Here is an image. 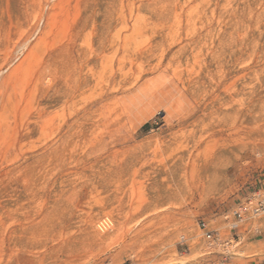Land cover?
<instances>
[{"label":"rangeland","instance_id":"1","mask_svg":"<svg viewBox=\"0 0 264 264\" xmlns=\"http://www.w3.org/2000/svg\"><path fill=\"white\" fill-rule=\"evenodd\" d=\"M40 1L0 0V78L24 62L1 87L0 236L13 205L25 264H264V218L225 261L198 227L229 238L223 215L264 180V0H87L65 55L77 0L45 35ZM104 217L101 244L85 222Z\"/></svg>","mask_w":264,"mask_h":264},{"label":"bare ground","instance_id":"2","mask_svg":"<svg viewBox=\"0 0 264 264\" xmlns=\"http://www.w3.org/2000/svg\"><path fill=\"white\" fill-rule=\"evenodd\" d=\"M34 2H35V0H33ZM32 2V0H6V7H5V10H7L8 12H9V10L11 9V7L13 6V7H15L16 9H17V12H19V13H21V12H24L25 10L27 11V9H26V6L25 5H27L28 3H31ZM43 2H45V4H44V6H46L47 8V11L45 12L44 10H43V3L40 1L39 2V4H37V5H39V12H38V14H37V17L36 16H33V17H36L37 19H38V21H41V20H44V26H43V29H42V34L43 35H45L47 32H49L50 31V28L54 25L53 23L54 22H56V19H57V14L55 13V11L56 10H58V8L60 7V5L63 3V0H44ZM31 5H34L33 4V2H32V4ZM34 6H36V4L34 5ZM34 6H32V8H34ZM86 8H87V0H77V2H76V8H75V11L77 12L76 13V17H75V19H74V30L72 31V35L70 36V39H69V41L67 42V44H66V46L64 47V49L63 50H61L63 53V55H65L66 54V51L67 50H69V49H71L72 48V45H74L75 43H76V41H77V39H78V37H79V35L81 34V32L83 31V30H85V28H86V26L90 23V22H92V23H95L96 22V18H95V15L93 14V12H91V13H89V14H87V11H86ZM35 9V8H34ZM37 10L38 9H36L35 11L36 12H34V14H36L37 13ZM82 10H83V12H82ZM6 12V11H5ZM4 12V13H5ZM7 13V12H6ZM5 13V14H6ZM7 16V15H6ZM35 18V19H36ZM36 22V21H35ZM10 23V22H9ZM37 24V23H36ZM35 24V25H36ZM38 26V25H37ZM36 28V27H35ZM39 28V27H38ZM38 30V29H37ZM32 34V33H31ZM31 34H30V36H31ZM29 36V35H28ZM29 36V37H30ZM28 37H26V39L25 40H28L27 39ZM31 39V38H30ZM40 39V38H39ZM42 40V39H41ZM27 42V41H26ZM24 43H25V41H24ZM28 43H30V42H28ZM23 44V43H22ZM27 44V43H26ZM26 44H23V45H21L20 46V48L21 49H25V46H26ZM32 51H33V49H32ZM57 51H60V50H57ZM32 52L31 51H29L28 53H27V57H28V55L29 54H31ZM55 54H58V53H55ZM52 56H55L54 54L52 55ZM26 57V58H27ZM51 57V56H50ZM56 58H57V56H56ZM58 60V59H57ZM25 62H26V59H25ZM24 62L22 61V62H19L18 63V65L17 66H15V67H10V69H11V72H9V74H7L8 76H6L5 74V72H4V77L3 78H0V102H1V97L2 96H4L3 94L4 93H2V90H1V87L2 86H4L8 81H10V79L12 78V77H16L15 76V74L16 73H18V71L20 70V69H22L23 68V64ZM10 62L7 64V66H10ZM46 66H47V64L45 65V67H43V68H46ZM48 68V67H47ZM3 69V68H2ZM9 69V68H8ZM50 69V68H49ZM4 70V69H3ZM44 70V69H43ZM42 70V71H43ZM7 71V70H6ZM21 72V71H20ZM44 72V71H43ZM2 73V70H0V74ZM16 75H19V74H16ZM6 76V77H5ZM1 77H2V75H1ZM18 77V76H17ZM17 77H16V79H17ZM12 81V80H11ZM16 81V80H15ZM35 81H36V79H35ZM10 85H14V84H11L10 82H8ZM13 83V82H12ZM32 83H33V86H34V80L32 81ZM37 83V82H36ZM39 83V82H38ZM41 83H42V81H41ZM39 85V84H38ZM43 85V84H42ZM5 86H7V85H5ZM4 86V87H5ZM8 87V86H7ZM35 87V86H34ZM42 87V86H41ZM40 87V88H41ZM45 87H47L46 85H45ZM42 88H44V87H42ZM41 88V89H42ZM49 88V87H48ZM48 88H47V90H48ZM3 89V88H2ZM7 89H9V88H7ZM62 89V88H61ZM46 90V91H47ZM5 91H6V89H5ZM5 91H3V92H5ZM56 91V90H55ZM62 91H63V89H62ZM60 92H61V90H60ZM63 92H65V91H63ZM6 93V92H5ZM46 93V92H45ZM45 93L43 94V95H45ZM55 93V92H54ZM59 93V92H58ZM49 94V93H48ZM61 94V93H60ZM63 94V93H62ZM64 95V94H63ZM50 96V95H49ZM54 96V95H53ZM52 96V97H53ZM61 96V95H60ZM52 97H50L51 98V100H52ZM49 98V99H50ZM57 98H58V96H57ZM61 98V97H60ZM47 100V99H46ZM60 100V99H59ZM3 101V100H2ZM49 101V100H48ZM4 103V102H3ZM48 104V103H47ZM2 105V104H1ZM1 107V106H0ZM46 108V107H45ZM1 109H3V108H1ZM47 109V108H46ZM44 110V109H43ZM39 111V110H38ZM0 112H1V110H0ZM3 112V111H2ZM6 113V111L3 113V114H5ZM38 113V112H37ZM2 114V115H3ZM40 115V114H39ZM43 114H41V116H42ZM3 117H5L4 115H3ZM3 117H1V118H3ZM38 118V117H37ZM36 119V118H35ZM38 120V119H37ZM0 121H1V119H0ZM1 123V122H0ZM39 123V122H38ZM39 124H41V122L39 123ZM26 125V124H25ZM38 125V124H37ZM37 125H35V126H37ZM33 126V125H32ZM40 126V125H39ZM31 127V126H30ZM36 128V127H35ZM34 128V129H35ZM27 129V128H26ZM25 129V126H24V130H26ZM23 130V131H24ZM28 130H30V129H28ZM27 130V131H28ZM26 131V132H27ZM29 132V131H28ZM25 133V131L22 133V135ZM28 134V133H27ZM26 134V135H27ZM25 135V134H24ZM29 135V134H28ZM27 158V157H26ZM22 159H23V157H22ZM25 159V158H24ZM18 161H19V159H17ZM26 160V159H25ZM27 161V160H26ZM7 164V163H6ZM9 164V163H8ZM23 165V164H22ZM25 165V164H24ZM2 166V165H1ZM7 166V165H6ZM11 167H13L12 166V164L10 165ZM20 166V165H19ZM1 168V167H0ZM10 168V167H9ZM8 169V168H7ZM14 169V168H13ZM23 169H24V167H23ZM12 170V169H11ZM4 173H5V171H3ZM10 172V175H11V172L12 171H7V173H9ZM1 179H2V177H1ZM9 181V180H8ZM0 182H3V181H0ZM5 184H6V182H5ZM11 184H13V183H11ZM8 185V184H7ZM5 189H7L6 187L4 188V190ZM11 190H13V189H11ZM15 190V189H14ZM1 191V190H0ZM16 191V190H15ZM26 191V190H25ZM170 191V190H169ZM168 190L167 191H164L163 192V190H162V192L161 191H159V195L160 196H162V195H164V193H167V192H169ZM10 192V191H9ZM178 192V189H172L169 193H168V195H170V194H176ZM2 193H3V191H2ZM7 193H8V191H7ZM13 193V192H12ZM24 193V192H23ZM27 193V192H26ZM1 194V193H0ZM28 195H30V193L28 194ZM7 196V195H6ZM10 195H8V197H9ZM18 196H19V194H18ZM31 196H32V194H31ZM2 197H4L3 195H2ZM13 197V196H12ZM21 197H22V195H21ZM16 198H20V197H17V195H16ZM25 198V197H24ZM31 198V197H30ZM5 200H6V198H4ZM12 199H14V198H12ZM21 199V198H20ZM15 200V199H14ZM13 200V201H14ZM19 200V199H18ZM22 200V199H21ZM0 201H3V200H1L0 199ZM9 201V200H8ZM23 201V200H22ZM25 201V200H24ZM4 202V201H3ZM3 202H1V203H3ZM6 202V201H5ZM11 202V201H10ZM10 202H8V203H10ZM18 202V201H17ZM0 203V204H1ZM22 204V203H21ZM3 206H4V204H3ZM10 206V205H9ZM8 205L7 206H5L4 208H5V210H4V215H5V222H4V226H1V227H3L4 228V232H1V233H3V237H1L2 236V234H0L1 236V238L3 239V244L2 245H4V259H2L3 260V264H25L26 263V261H25V256H24V250L22 249V244H21V240L23 239L22 238V236H21V222L19 221V219H18V209L17 208H15V207H13V205H11V207H13V208H11V207H9ZM16 206V205H15ZM25 207V206H24ZM41 208H43V207H41ZM1 212V211H0ZM25 212V211H24ZM42 212V211H41ZM24 214V213H23ZM22 214V215H23ZM28 214V213H27ZM40 214V213H39ZM0 215H2L1 213H0ZM1 217V216H0ZM26 217H27V215H26ZM90 218V217H89ZM87 219L86 220V224H87V226L90 228V235H91V237L93 238V240L95 241V242H97V243H101V244H105V243H107L108 241H110V240H112V238H113V236H108V234L107 235H101L100 234V231H98V234L97 233H95L93 230H92V225H93V218H91V219ZM21 219V218H20ZM26 219V218H25ZM22 220V219H21ZM35 220V219H34ZM26 221V220H25ZM27 221H28V219H27ZM28 223V222H27ZM3 224V223H2ZM24 225V224H23ZM29 224H27V226H28ZM25 227H26V223H25V225H24ZM96 226H97V224H96ZM29 228V227H28ZM97 228V227H96ZM22 229H23V227H22ZM1 230V229H0ZM26 230V229H25ZM98 230V229H97ZM122 230V224L121 223H119L118 224V226L116 227V233H119L120 231ZM25 233H26V231H25ZM25 235V234H24ZM89 235V236H90ZM24 237V236H23ZM23 241V240H22ZM27 243V242H26ZM25 246V245H24ZM27 246V245H26ZM208 246V245H207ZM3 248V247H2ZM208 248H209V252H208V254H210L212 251L210 250L211 248L208 246ZM48 251V250H47ZM3 252V251H2ZM46 253V252H45ZM50 255V254H49ZM39 256V255H38ZM35 257V256H34ZM52 257V256H51ZM36 258H37V256H36ZM49 259V256H48V253L47 254H44V255H42V260H41V264H49L48 263V260ZM1 260V261H2ZM0 261V262H1ZM33 262H34V259L32 260V262L30 263V264H33ZM178 263H181V261H179Z\"/></svg>","mask_w":264,"mask_h":264},{"label":"built area","instance_id":"3","mask_svg":"<svg viewBox=\"0 0 264 264\" xmlns=\"http://www.w3.org/2000/svg\"><path fill=\"white\" fill-rule=\"evenodd\" d=\"M264 218V180L258 189H254L239 202L236 207L230 212L223 215L225 227L229 233H232L229 238L222 239L213 229H208L205 221L201 220L198 223L199 230L202 232V238L206 244L213 250L221 251L225 260H229L232 253V244L239 241L238 229L239 225L249 219ZM112 221L108 217H104L97 222V229L100 232L107 231L111 228ZM186 239L180 236L179 244L184 246Z\"/></svg>","mask_w":264,"mask_h":264}]
</instances>
